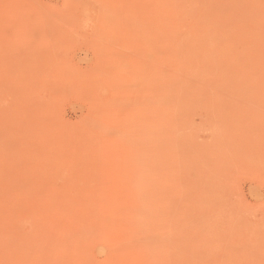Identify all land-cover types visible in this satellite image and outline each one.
I'll use <instances>...</instances> for the list:
<instances>
[{"label": "rangeland", "instance_id": "1", "mask_svg": "<svg viewBox=\"0 0 264 264\" xmlns=\"http://www.w3.org/2000/svg\"><path fill=\"white\" fill-rule=\"evenodd\" d=\"M0 264H264V0H0Z\"/></svg>", "mask_w": 264, "mask_h": 264}, {"label": "bare ground", "instance_id": "2", "mask_svg": "<svg viewBox=\"0 0 264 264\" xmlns=\"http://www.w3.org/2000/svg\"><path fill=\"white\" fill-rule=\"evenodd\" d=\"M208 30H209V29H208ZM159 47H160V46H159ZM159 47H158V48H159ZM150 49H152V48H150ZM155 49H157V47H156ZM152 51H153V49L151 50V52H152ZM158 51L161 52V50H158ZM152 53H154V51H153ZM161 53H162V52H161ZM157 71H158V69H157ZM159 71H160V70H159ZM159 74L162 75V73H159ZM160 75H159V76H160ZM165 75H166V74H165ZM168 75H169V74H168ZM157 76H158V73H157ZM157 76H156V77H157ZM159 78H160V77H159ZM161 80H162V79H160V81H161ZM158 81H159V80H158ZM160 81H159V82H160ZM160 83H162V81H161ZM148 140H149V139H148ZM147 145H148V144H147Z\"/></svg>", "mask_w": 264, "mask_h": 264}]
</instances>
